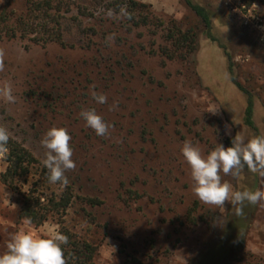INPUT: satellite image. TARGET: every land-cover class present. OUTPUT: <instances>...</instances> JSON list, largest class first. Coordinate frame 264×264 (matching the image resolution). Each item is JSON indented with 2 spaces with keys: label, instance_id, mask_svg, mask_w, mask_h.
<instances>
[{
  "label": "rangeland",
  "instance_id": "obj_1",
  "mask_svg": "<svg viewBox=\"0 0 264 264\" xmlns=\"http://www.w3.org/2000/svg\"><path fill=\"white\" fill-rule=\"evenodd\" d=\"M134 1L147 6L143 12L154 23L175 21L182 30H194L196 50L188 63L160 54L165 44L163 27L121 26L123 19L108 18L106 7L76 0L71 13L87 25H103L110 31L108 36L115 34L114 42L109 41L110 47L99 54L101 46L88 50L72 36L69 43L75 44L67 47L34 43L29 37H4L0 86L9 83L16 99L9 103L0 97V125L19 134L39 157L45 154L40 141L51 127H65L72 136L78 186L100 205L87 207L92 218L82 217L79 205L64 218L69 228L97 248L92 264H122L125 253L143 264L226 260L236 247L233 235L219 224L235 216V209L230 202L216 208L195 197L181 148L188 140L206 155L226 137L237 133L253 137L243 122L246 98L230 80L223 50L206 38L196 16L180 0ZM194 1L214 12V36L232 56L234 74L253 98L254 125L264 135V0ZM24 3L0 0V6L7 5L16 14L24 10ZM80 12L92 17H82ZM118 58L125 62L111 67ZM51 89L59 93L57 106L39 108L42 101L33 92ZM92 91L106 94L108 102L96 103ZM114 103L117 107L110 111ZM92 108L111 125L110 136H97L79 115ZM215 108L217 115L209 112ZM226 125L231 135H226ZM5 168L0 159V173ZM253 175L241 173L234 179L222 174V178L234 191L247 190ZM257 179V189L264 190V177L257 174ZM20 188L26 190L25 185ZM61 190L58 185L50 188L55 193ZM194 203L196 217L207 210L217 215V235L212 231L214 223H188L186 211ZM18 207V195L0 184V254L17 231L43 236L50 228H59L51 217L39 227L17 221ZM244 213V221L250 222L245 250L264 258V207L256 205L250 216L246 205ZM210 250H214L212 257L206 256Z\"/></svg>",
  "mask_w": 264,
  "mask_h": 264
},
{
  "label": "trees",
  "instance_id": "obj_2",
  "mask_svg": "<svg viewBox=\"0 0 264 264\" xmlns=\"http://www.w3.org/2000/svg\"><path fill=\"white\" fill-rule=\"evenodd\" d=\"M76 0H25L24 10L16 14L7 5L0 6V41L5 37L14 39L20 37L22 39H31L34 43H56L60 46H72L75 42L69 43L70 36L77 37L76 43H81L86 49L92 47L98 48L101 54L105 48H109V41L106 42L109 30L96 28L87 25L78 15L71 13L70 7ZM84 1V0H81ZM186 8H188L198 19L199 24L203 28V33L212 43H217L223 50L227 61V69L233 85L245 96L246 106L244 109L243 122L246 127L252 130L253 135H261L253 122V98L248 90L238 81L233 71L232 56L226 51V47L220 44L214 36V12L210 7L199 4L194 0H180ZM92 4L101 5L106 9H112L119 13V7L126 4L127 10L132 13L133 19H123L121 26L129 24L132 28L145 27L153 25V27L164 29L165 44L160 47V54L165 59H180L188 63L189 57L196 50V34L192 29L182 30L175 21H169L167 25L162 20L152 22V16L144 13L147 8L145 4L138 3L134 0H90ZM82 17H92L91 14L80 12ZM124 22V23H123ZM33 35L32 37H30ZM101 39L97 42L96 38ZM110 66H120L125 60H115ZM115 66V67H116ZM37 98L42 101L39 108L57 106L59 102V93L54 89L49 92L35 93ZM196 121V120H195ZM9 128V127H7ZM10 131V129H8ZM35 131V130H34ZM11 133V131H10ZM40 130L35 134L38 137ZM232 137H226L222 140L225 147L231 146ZM9 153L6 158L2 159L6 168L0 173V184L6 186L19 197V207L17 212V221L28 220L34 227H39L50 217L56 220L59 230L68 236L69 243L64 245V253L69 259V264H92L97 248L85 239L80 238L73 229L69 228L65 223L67 211L75 205H79L82 217L92 218V214L88 212L87 207L95 208L100 205V201L82 193V188L78 186V173L76 170L68 171L66 176L70 183L67 187L60 184H50L48 181V170L42 164L45 154L41 157L24 144V141L18 135L11 133L9 143L7 145ZM242 173L249 175L247 169ZM252 174V173H251ZM236 179V177H234ZM21 185L26 186L23 191ZM58 185L62 187L60 193L50 191L51 186ZM258 179L257 174L253 175V181L249 184L247 190H257ZM197 203H194L186 211V220L188 223L195 225L197 222L211 226L212 231L218 234L215 228V222L218 221L217 215L207 210L198 217L195 216L197 211ZM256 206L250 205V216L254 215ZM250 220V218H249ZM220 223V221L218 222ZM250 226V222H245L243 217L228 216L227 219L221 221L219 227H224L234 238L235 253L226 260H219L211 264H264V258L259 257L245 250V236ZM220 230V229H219ZM215 235V236H216ZM124 253V252H123ZM214 250L206 251V256L212 257ZM200 262V260H199ZM191 264H207L205 261ZM122 264H143L138 258L132 254L125 253Z\"/></svg>",
  "mask_w": 264,
  "mask_h": 264
},
{
  "label": "clouds",
  "instance_id": "obj_3",
  "mask_svg": "<svg viewBox=\"0 0 264 264\" xmlns=\"http://www.w3.org/2000/svg\"><path fill=\"white\" fill-rule=\"evenodd\" d=\"M106 16L110 19H133L127 5L119 7V13L109 9ZM115 34L106 38V42H114ZM5 50L0 48V72L4 71ZM92 99L98 104H106V94L92 91ZM0 97L6 102L14 103L12 86L5 82L0 86ZM114 103L109 110H115ZM213 115L218 114V108L212 109ZM79 115L86 121V125L100 137L110 136L111 125L97 114L94 108L81 110ZM226 127V135H231V129ZM11 133L0 125V159L7 157V147ZM72 136L65 127L53 126L44 134L40 143L45 149L42 164L48 170L50 184H60L67 187L70 183L66 173L75 170L76 163L72 159L73 149L70 145ZM181 153L191 170L193 194L206 205L224 208L230 202L237 217H243L246 205H260L264 207V190H233V185L222 178L223 176L239 177L247 169L253 174L264 177V135H256L246 139L237 133L232 138L231 146L218 144L208 154L191 141L185 140ZM28 223H31L28 220ZM69 243L68 236L58 228H50L46 235H33L28 231H17L9 237L6 251L0 254V264H69L64 253V245Z\"/></svg>",
  "mask_w": 264,
  "mask_h": 264
}]
</instances>
